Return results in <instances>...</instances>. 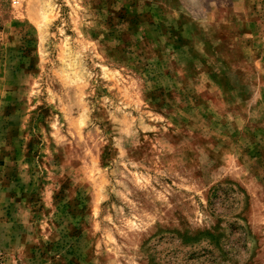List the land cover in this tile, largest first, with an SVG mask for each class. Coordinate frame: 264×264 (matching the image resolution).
<instances>
[{
	"label": "rangeland",
	"instance_id": "374dc122",
	"mask_svg": "<svg viewBox=\"0 0 264 264\" xmlns=\"http://www.w3.org/2000/svg\"><path fill=\"white\" fill-rule=\"evenodd\" d=\"M0 264H264V0H0Z\"/></svg>",
	"mask_w": 264,
	"mask_h": 264
}]
</instances>
